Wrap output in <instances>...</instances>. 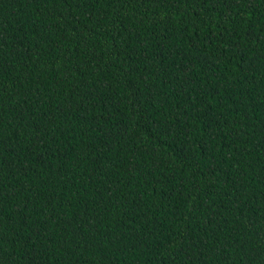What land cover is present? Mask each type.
I'll list each match as a JSON object with an SVG mask.
<instances>
[{"label": "trees", "instance_id": "16d2710c", "mask_svg": "<svg viewBox=\"0 0 264 264\" xmlns=\"http://www.w3.org/2000/svg\"><path fill=\"white\" fill-rule=\"evenodd\" d=\"M0 264H264V0H0Z\"/></svg>", "mask_w": 264, "mask_h": 264}]
</instances>
